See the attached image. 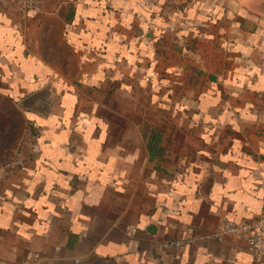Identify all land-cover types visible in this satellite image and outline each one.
Listing matches in <instances>:
<instances>
[{"label":"crops","instance_id":"1","mask_svg":"<svg viewBox=\"0 0 264 264\" xmlns=\"http://www.w3.org/2000/svg\"><path fill=\"white\" fill-rule=\"evenodd\" d=\"M202 1L0 7V264H264L209 237L264 213V31Z\"/></svg>","mask_w":264,"mask_h":264},{"label":"built area","instance_id":"2","mask_svg":"<svg viewBox=\"0 0 264 264\" xmlns=\"http://www.w3.org/2000/svg\"><path fill=\"white\" fill-rule=\"evenodd\" d=\"M11 6L16 9L21 17H27L30 12H37L41 7V0H0V7ZM25 164V156L16 152L7 161L0 163V184L9 177L15 175L18 169ZM228 236H234L246 242L247 249L257 261L264 262V213L253 220L224 221L220 229L211 233L209 237L223 240ZM188 239L182 237L171 245L181 246ZM168 245L167 243L163 244ZM27 264V263H20Z\"/></svg>","mask_w":264,"mask_h":264},{"label":"rangeland","instance_id":"3","mask_svg":"<svg viewBox=\"0 0 264 264\" xmlns=\"http://www.w3.org/2000/svg\"><path fill=\"white\" fill-rule=\"evenodd\" d=\"M202 2L208 3L209 6H203L202 3H194L195 5H200L197 7L198 11L200 12L199 14H201V16H199L200 20H207L209 17V12L212 13L213 10H217V16L222 15L223 13H226L225 15L228 14V16L233 20L231 24L233 26H237L239 25V22L243 21V26H246L250 29L254 28L255 30L260 29L264 31V0H203ZM202 7L204 8L203 11L200 10ZM192 9H195V6ZM187 15L184 17H187ZM0 106L8 110L6 117L7 121L11 123L12 128H15V123H17L19 129L21 122L19 113L17 115L15 110L11 109V104L4 100L0 101ZM25 128L26 127L24 124V136H26ZM13 133L14 132H11L9 129V137H12Z\"/></svg>","mask_w":264,"mask_h":264},{"label":"trees","instance_id":"4","mask_svg":"<svg viewBox=\"0 0 264 264\" xmlns=\"http://www.w3.org/2000/svg\"><path fill=\"white\" fill-rule=\"evenodd\" d=\"M241 24L243 25V21L241 22ZM161 138L162 136L159 130L153 129L151 131L150 135L148 136V146H149V149L151 150V153H154L155 151L154 149H159V151H156V153L160 152L159 142H161Z\"/></svg>","mask_w":264,"mask_h":264}]
</instances>
